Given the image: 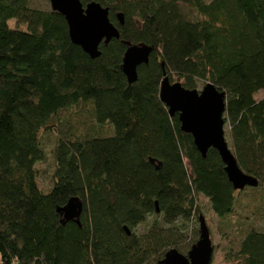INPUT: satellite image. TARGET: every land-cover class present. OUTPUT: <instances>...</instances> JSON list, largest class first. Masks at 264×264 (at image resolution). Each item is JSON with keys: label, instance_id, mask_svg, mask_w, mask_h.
Wrapping results in <instances>:
<instances>
[{"label": "trees", "instance_id": "16d2710c", "mask_svg": "<svg viewBox=\"0 0 264 264\" xmlns=\"http://www.w3.org/2000/svg\"><path fill=\"white\" fill-rule=\"evenodd\" d=\"M80 1L108 7L119 31L96 58L72 43L58 11L0 0V264H157L197 241L186 224L202 215L199 195L221 223L241 201L264 196V96L254 98L264 90V0ZM129 44L152 47L132 83L121 69ZM163 72L185 88L211 82L225 92L226 139L257 185L234 189L218 152L202 157L159 98ZM84 102V133L52 123ZM105 124L109 135L99 131ZM44 129L60 133L47 190L35 165ZM72 197L83 203L79 224L57 211ZM238 241L226 258L264 264V230L249 227Z\"/></svg>", "mask_w": 264, "mask_h": 264}, {"label": "water", "instance_id": "95a60500", "mask_svg": "<svg viewBox=\"0 0 264 264\" xmlns=\"http://www.w3.org/2000/svg\"><path fill=\"white\" fill-rule=\"evenodd\" d=\"M52 10L61 13L67 22L68 34L73 44L78 45L91 58L99 56V44L107 43L119 37L118 28L109 19V9L99 2L90 1L85 5L80 0H48ZM120 24L123 15L117 14ZM152 47L147 44H129L123 55L121 69L127 81L137 79V67L147 63ZM159 98L167 107L169 115L177 114L180 129L191 134L194 145L206 156L209 148H214L224 165V171L234 189L257 185L256 178L244 173L226 139L225 128V92L213 83L206 82L200 89L185 88L180 81L171 82L163 72L159 86ZM154 162L153 159H150ZM156 211L157 202H155ZM83 203L79 197L70 198L66 204L57 208L62 221H74L79 224ZM199 236L188 252L183 254L176 248H170L157 264H210L213 244L204 216L199 215ZM129 233L127 227H125Z\"/></svg>", "mask_w": 264, "mask_h": 264}, {"label": "rangeland", "instance_id": "374dc122", "mask_svg": "<svg viewBox=\"0 0 264 264\" xmlns=\"http://www.w3.org/2000/svg\"><path fill=\"white\" fill-rule=\"evenodd\" d=\"M31 6L47 9L50 8V3L48 0H31ZM182 7L183 4H181V9ZM183 12L192 19L196 18V14L193 9L187 6L183 7ZM8 24L11 27H18L20 29H25L26 27L25 23L16 24L14 19H9ZM202 85L203 84H200L197 89H200ZM263 96L264 90L262 89L254 93L255 99H259ZM90 109L91 107L89 102L79 103L77 106L61 109L57 114L56 121H53L52 123H57L58 126L63 123L69 132L72 130L75 133H84L86 127L90 125L91 122L89 121ZM225 128L227 129L226 126ZM99 131L100 133L109 135L113 130H111L109 125L105 124ZM59 136L60 133L58 130L52 129L40 130L38 133L39 143L45 152V156L41 161L36 162L35 165L38 168V183L44 190H47L52 184L54 162L51 151ZM246 190L236 191V196L238 193L245 192ZM249 194L250 191L239 194L240 200H243L246 195L248 197ZM254 202L249 204V206H246V201H241V203L236 205L235 210L226 216L221 223L211 212L207 198L201 195L198 196L201 214L204 216L213 244V253L210 264H239L234 260L226 258L224 251L230 247H234L235 245V247H237L238 244L235 243L240 239L245 229L255 227L257 229L264 230V196H260V199L257 200V202ZM148 220L150 219L148 218ZM146 226V222L141 224L138 226L137 231L139 232L143 230ZM198 229L199 221L197 218L186 224V230L189 236H193L195 235V232H197L196 239H198L199 236ZM226 232H228L227 235H225Z\"/></svg>", "mask_w": 264, "mask_h": 264}]
</instances>
